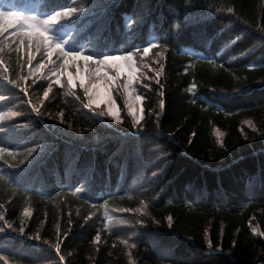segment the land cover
Returning a JSON list of instances; mask_svg holds the SVG:
<instances>
[{"label":"trees","instance_id":"trees-1","mask_svg":"<svg viewBox=\"0 0 264 264\" xmlns=\"http://www.w3.org/2000/svg\"><path fill=\"white\" fill-rule=\"evenodd\" d=\"M0 8L68 10L51 25L94 56L160 35L136 54L143 119L120 79L114 122L80 86L29 78L43 36L0 21V264H264V0Z\"/></svg>","mask_w":264,"mask_h":264},{"label":"rangeland","instance_id":"rangeland-1","mask_svg":"<svg viewBox=\"0 0 264 264\" xmlns=\"http://www.w3.org/2000/svg\"><path fill=\"white\" fill-rule=\"evenodd\" d=\"M18 13L16 11H11ZM19 14V13H18ZM20 15V14H19ZM21 16V15H20ZM31 17H36L38 20L43 21L47 17H40L38 15H33ZM9 20H16L14 18L5 17ZM34 23V21H32ZM37 32H43V30H36ZM45 38H47L48 42L52 44V49L49 50L45 44V56L40 61L34 63L31 67V76L41 74L42 77L50 79L52 82L61 84L62 78L66 77L68 82L69 78L71 77L72 86H76L77 83H81V78H83V86L87 89V93L91 100H100L101 103L99 104H92V106L101 108L102 112H104L109 118H111L114 122L121 121V111L118 106V103L114 99L112 87L115 85L117 79L122 76L124 77V84L123 89L126 95V105L129 114L133 117L136 123H139L144 116V95L141 92L142 86L141 84V77H142V69L136 64L135 61V52L134 51H127L117 54H108V56H124L128 52L132 53V60L131 61H115L113 63L100 65L98 62L103 60V57L95 58L92 57L91 61H85L81 57L90 56L89 53L83 48L81 50L69 51L66 48V38L58 35L53 28L49 25L48 30L43 32L42 34ZM147 40L148 43L145 45V48L148 49V52H143V59L144 57H148V53L153 45L157 44L159 41L158 34L154 31L153 28L148 30L147 32ZM59 45V48L56 47ZM60 49H63L65 53H75L79 52L80 57H73L69 55L68 57H64L61 53ZM137 49V48H135ZM51 51V55H48V52ZM67 60V63H65ZM40 65H44L43 68ZM100 69L99 76L97 75V70ZM122 69V71H120ZM135 69V71H133ZM119 72V74H118ZM130 74H131V81H130ZM112 76L115 77L114 80H109L108 77ZM120 80V79H119ZM140 82V84H138ZM95 85V87H93ZM141 87V88H140ZM140 96L141 99L137 100L136 97ZM115 111L119 114V119H116L114 116L108 115V109L110 106H113ZM129 105H131V111L129 110ZM217 133V132H216ZM219 134V133H218ZM219 138V135H218ZM130 242L127 241V243ZM131 245L128 246L129 254L132 252Z\"/></svg>","mask_w":264,"mask_h":264},{"label":"snow or ice","instance_id":"snow-or-ice-1","mask_svg":"<svg viewBox=\"0 0 264 264\" xmlns=\"http://www.w3.org/2000/svg\"><path fill=\"white\" fill-rule=\"evenodd\" d=\"M69 11L65 10V12L60 13V12H54L52 15L47 16V18L43 21L38 20L36 17H21L18 13L15 12H11V11H5L3 8H0V21H3V19L5 17H9V18H14L18 21H22L18 26L20 28H27V29H36V30H43V32H46L48 30V26L57 21L58 19H61L63 16L69 15ZM34 21V23H28V21ZM5 31V26L0 23V35H2ZM43 32H41V35L43 34ZM45 44L46 47L51 50L52 49V44L48 42L47 38H45ZM57 48H59V45H56ZM61 53L63 54L64 57H68L69 55L73 56V57H80V53L79 52H75V53H65L63 52V49H60ZM144 52L147 53L148 49L145 48ZM48 55H51V51L48 52ZM83 60L87 61H91L92 57L91 56H84L81 57ZM32 57L29 56V63H31ZM121 60H125V61H131L132 60V53L128 52L126 55L124 56H108L105 55L103 57V60L99 61L98 63L100 65H105V64H109V63H113V66L115 67L116 65L114 64L115 61H121ZM65 63H67V60H65ZM41 68L44 67V65H40ZM120 71H122V69H120ZM133 71H135V69H133ZM100 74V69L97 70V75L99 76ZM119 74V72H118ZM109 80H114L115 77L109 76L108 77ZM130 81H131V74H130ZM57 83H59V81H57ZM81 83L83 84V78H81ZM69 84H72V80L71 77L69 78ZM93 87H95V85H93ZM88 90L86 89V92ZM45 96L48 95L47 92L44 93ZM3 97H0V100H3ZM137 100L141 99L140 96L136 97ZM101 103L100 100H91L89 101L88 104L85 105V107L90 108L92 106V104H99ZM161 106L163 105V101L160 102ZM129 110L131 111V105H129ZM101 115H103L104 113H100ZM108 115L114 116L116 119H119V114L115 111L114 108V102H113V106H110L108 109ZM5 149L0 148V151H4ZM163 169H158L157 172H153L152 175L153 177H157L159 172H162ZM25 212H27V209H25ZM0 219H2V217H0ZM97 239H99V237H97ZM57 250L59 251V246L57 245ZM61 260H63V257H60Z\"/></svg>","mask_w":264,"mask_h":264}]
</instances>
